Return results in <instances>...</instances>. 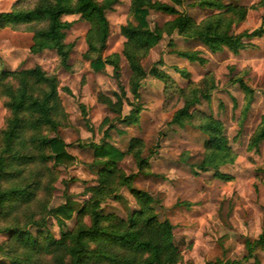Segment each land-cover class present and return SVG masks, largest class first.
<instances>
[{"label":"rangeland","instance_id":"obj_1","mask_svg":"<svg viewBox=\"0 0 264 264\" xmlns=\"http://www.w3.org/2000/svg\"><path fill=\"white\" fill-rule=\"evenodd\" d=\"M18 1L0 0V14L11 12ZM154 1L169 3V0ZM193 3L194 0H187L178 9L198 24L220 14ZM33 5L31 1L23 2L27 8ZM239 5L246 8L247 13L244 19L235 16L233 34L253 32L264 26V0H243ZM131 9V0H120L113 11L106 13L110 35L103 57L119 55L120 83L129 99L124 101L123 116L134 106L142 111L137 126L116 121L108 142L128 152L130 142L134 138L141 139L144 142L142 158L148 166L140 171L135 158L128 155L119 168L126 176H134L133 188L147 192L156 200L158 219L169 220L173 225V242L182 257L179 264L217 261L264 264V251H257L253 257H248L247 251L248 241L259 240L264 235V142L257 151L249 150L251 139L264 118V37L246 41L250 42V47L238 54L226 49L212 54L197 40H187L177 32L165 34L142 60L147 77L142 81L141 99L136 102L131 93L132 73L124 54L127 40L121 34V28L131 21ZM172 20L173 17L154 11L149 16L152 29L164 28ZM64 21L72 24L65 40L73 46L69 69L60 64L55 51L33 54L34 33L25 27L0 29V63L2 69L9 72L41 67L57 78L66 119L55 135L67 144V151L76 158V163L54 171L50 201L51 206L57 207L69 197L80 208L92 196L87 189L98 185L99 168H92L95 160L92 145H99L104 138L106 128H100L104 119L115 118L98 97L104 94L113 98L114 92L120 94L121 91L111 66H107L104 73H95L84 57L89 50L87 39L93 26L80 16L65 17ZM175 51L198 52L205 63H191ZM155 67L188 93L200 88L207 78L214 81L210 101H204L197 109L223 124L224 136L236 155L233 164L195 173L192 166L202 161L207 137L196 128L181 129L170 124L174 114L183 107V100L168 96L166 86L150 73ZM175 68L190 74V79L182 78ZM238 80L253 90L248 109L249 97ZM6 104L7 97L1 88L0 135L10 116ZM216 174L231 179L221 180ZM46 194L40 191L38 201ZM119 196L117 200H108L103 208L107 213L126 219L138 210V205L128 187H121ZM38 207H41L39 203L33 204L36 210ZM75 218L61 229L55 218L48 217L47 228L59 240L62 231L74 228ZM85 221L89 224L88 218ZM31 229L37 233L36 229ZM6 239L0 234V243Z\"/></svg>","mask_w":264,"mask_h":264},{"label":"trees","instance_id":"obj_2","mask_svg":"<svg viewBox=\"0 0 264 264\" xmlns=\"http://www.w3.org/2000/svg\"><path fill=\"white\" fill-rule=\"evenodd\" d=\"M25 1L34 2L33 7H24ZM227 1L194 0L195 6L220 12L198 24L178 9L187 0H169V3L131 0V21L121 28V34L127 40L124 54L131 69V93L136 102L141 99L142 81L147 77L142 60L165 34L177 32L187 40H197L212 54L225 49L238 54L250 47V42L246 41L264 37V26L253 32L233 34L235 16L244 19L247 9L239 5L243 0ZM119 3L120 0H20L11 12L0 14V29L29 28L34 33L31 52L55 51L66 69H69L73 46L65 42L66 31L72 24L64 18L80 16L93 26L87 39L89 50L85 59L95 73H104L107 66H111L121 91L120 94L114 92L113 98L104 94L98 97L115 118L104 119L100 126L102 130L106 128L104 138L99 145H92L95 157L92 168H99V178L97 186L87 189L91 198L80 208L69 197L63 204L53 207L50 198L54 171L76 163V158L67 151V144L55 135L66 119L59 99L58 80L41 67L9 72L2 69L0 63V89L7 97L6 107L10 113L0 135V234L7 237L0 243V264H179L182 260L173 242L174 227L169 220L158 219L156 200L147 192L133 188L134 176H126L119 168L128 155L135 158L140 171L147 168L148 163L142 158L144 142L134 138L128 152L108 142L116 121L137 126L142 111L134 106L123 116L124 101L129 99L120 83L119 55L103 57L110 35L106 13ZM152 11L171 16L173 20L164 28L152 29L149 22ZM175 53L191 63H205L198 52ZM175 71L182 78L190 79V74L184 70L175 68ZM150 73L166 86L169 97L183 100V107L174 114L170 124L181 129L196 128L207 137L202 161L192 166L195 173L233 164L236 155L224 136L223 124L197 109L204 101H210L214 81L207 78L200 88L188 93L156 67ZM238 83L249 97L248 109L253 90L242 80ZM262 142L264 118L251 139L249 150L257 151ZM216 175L221 180L231 179ZM121 187L130 189L138 205V210L126 219L107 213L103 208L108 200L119 199ZM40 191L47 194L38 201ZM35 203L41 205L38 210L33 208ZM48 217L55 218L61 229L75 217L76 224L73 229L62 231L58 240L47 228ZM260 250L264 251V235L259 240L247 242L248 257ZM210 264L236 263L217 261Z\"/></svg>","mask_w":264,"mask_h":264}]
</instances>
